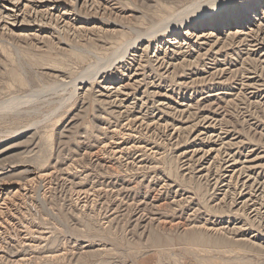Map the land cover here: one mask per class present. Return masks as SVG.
<instances>
[{
	"label": "rangeland",
	"instance_id": "obj_1",
	"mask_svg": "<svg viewBox=\"0 0 264 264\" xmlns=\"http://www.w3.org/2000/svg\"><path fill=\"white\" fill-rule=\"evenodd\" d=\"M188 1L199 5L211 0ZM188 1L108 0L112 13L103 14L118 23L109 27L112 31L106 32L107 27L96 23L99 33V28H91L95 34L86 31L81 36H66L57 27L51 30L44 26L47 36L42 42L12 36L0 23V264H264L263 251L245 245L242 250L217 249L212 243L192 242L184 235L188 229L181 225L217 222V227H228L216 233L222 235L241 225L240 213L249 214L251 209L253 214L258 207L251 202L240 209L238 217L233 215L237 206L231 207L232 198L242 192L246 200L253 192L246 186L250 180L246 185L241 183L245 177L229 178L224 161L235 158L238 167L240 161H250L248 164L257 167L249 171L257 177L251 188L264 183V104L248 95L264 89L259 81L252 80L258 79L253 77L256 74L264 79V71L245 65L247 72L240 63L244 55L236 44L226 45L227 49L215 57L213 50L204 52L209 45L191 46V39L183 40L179 60L186 59L187 67L177 73L183 75L185 84L174 82V74H165L154 61L148 62L155 53L165 61L174 58L167 39L173 41L180 29H158L190 4ZM230 3L228 12L235 23L233 19H238L243 9L233 0H225L224 6ZM68 5L71 7V1ZM207 7L209 4L188 19L193 22L198 16L211 17L216 9L207 13ZM221 17L222 21L229 19L226 13ZM235 29L239 27H230ZM141 34L153 35V40L143 38L152 40L151 49L139 61V66L146 67L145 82L149 83L144 82L140 92L137 86L130 89L136 92L137 100L130 98L120 104L102 90L100 81L108 83L127 72L133 50L138 48L130 44ZM151 82L155 90L143 92ZM250 82L258 86H247ZM150 91L159 95H148ZM206 116L208 119L203 120ZM27 164L46 169L48 175L27 181ZM250 232L257 230L247 228L245 236ZM153 235L160 240L153 243ZM224 236L229 239L233 234Z\"/></svg>",
	"mask_w": 264,
	"mask_h": 264
},
{
	"label": "bare ground",
	"instance_id": "obj_2",
	"mask_svg": "<svg viewBox=\"0 0 264 264\" xmlns=\"http://www.w3.org/2000/svg\"><path fill=\"white\" fill-rule=\"evenodd\" d=\"M68 1H71V7L68 5ZM188 1V0H187ZM202 1V0H201ZM200 1V2H201ZM212 1V2H211ZM207 3V1H204L203 3L197 5L196 1L195 3H191V1L189 2L190 4L184 6L183 9H181L180 11H176L175 15L172 16H168L169 19H167L165 21V23H162L159 26L158 31L163 30V31H167L170 27L172 26H176L177 28H179V32L177 33L176 36H174L173 41L168 40L167 39V44H169L174 51H170L173 52L172 58H170V61H165V59L161 58V55L158 53H155L153 55V57L149 58V63L153 64V61L155 62V67H158L164 71H166L165 74H174V82H184L181 79H185L183 77V75L180 76L177 75L178 70L181 67L186 66V62L184 60V58L182 57V60H179L181 58V52L182 47L184 44L183 40L184 39H191L192 43L191 46H194V44H199V45H209L210 49H206V51L204 52H208L210 50L214 51V55L215 57L221 52L220 50L224 47H226V45H232V44H236L239 48V52H241L244 56L241 60V65H243L242 67H245V65L248 67H251V69L254 70H261L262 72L264 71V0H233L234 3H240L241 7L243 9V11H241L239 13V15H237L238 19H236V17L233 20H236V22L233 24L230 20L231 15L229 14V9L231 6L230 4L225 5V0H222V2L218 3L217 1L220 0H211ZM231 1V0H230ZM132 2V1H131ZM186 2V1H185ZM187 4V2H186ZM207 4H209V7H207L206 9L208 10L207 13L214 11V9H216V11H214V13H212L211 17H207L204 19H199L198 20L194 19L193 22L192 20H189L188 18H194V15H198V13L200 14L201 9H203L205 6H207ZM131 5V4H129ZM234 5V4H233ZM169 6V5H168ZM128 7V6H126ZM220 8V9H217ZM226 8V9H225ZM234 8V7H233ZM110 6L108 3V0H0V23L3 25L4 28H7L10 33L12 34V36H16L19 37V39L22 37L24 38V40L26 38H34V39H43L45 38L47 35L43 34L45 33L47 28H43L44 26H48L51 30L55 29L57 27V29H60L58 32H64V35L67 34H74L76 36L80 34H83L86 31H91L92 33L94 32L91 28H97V24L96 23H100L99 25H102L103 27H107L108 29H105V31H112V28H109L111 26H116L118 25L115 24V20H111L109 18H106L107 16H105V14L103 13H107L111 14L112 11L110 10ZM131 9V8H130ZM177 9V8H176ZM236 9V8H235ZM116 10V9H115ZM132 10V9H131ZM232 10V9H231ZM85 12V14H81V12ZM111 11V13H110ZM117 11V10H116ZM170 12V11H169ZM123 13V12H122ZM203 13V12H202ZM226 13V17L228 20L227 21H222L221 19H223V17H221L223 14ZM102 14V15H101ZM114 14V13H113ZM171 14V13H170ZM117 16V13L115 14ZM129 15V14H128ZM165 15H168L165 14ZM210 15V14H209ZM112 16V15H111ZM130 16V15H129ZM247 16V21H244V18ZM167 17V18H168ZM202 17V16H201ZM117 18V17H116ZM121 18L125 19L124 17L121 16ZM250 18V19H249ZM113 19V18H112ZM120 19V18H119ZM163 19V17H162ZM129 20V19H128ZM246 20V19H245ZM254 20V21H252ZM134 22V21H133ZM131 22V23H133ZM157 22V21H156ZM156 22H154V24H156ZM174 22H176L175 25ZM192 23V24H191ZM211 23L212 25L208 26V24ZM92 24L91 26L88 27V25ZM130 24V23H129ZM153 24V23H152ZM201 27H200V26ZM235 26V27H239V29H235V30H230L231 26ZM121 26V25H120ZM125 26V25H123ZM135 26V25H134ZM154 26V25H152ZM2 27V28H3ZM101 27V26H100ZM138 27V26H137ZM155 27V26H154ZM193 27H196V29ZM207 27V28H206ZM133 28V27H132ZM151 28V27H150ZM149 28V29H150ZM208 29V30H204V29ZM90 29V30H89ZM100 29V28H99ZM124 29V28H122ZM130 29V28H129ZM136 28H133L132 30H135ZM148 29V28H147ZM224 31L222 32L221 31ZM225 29V30H224ZM7 30V31H8ZM104 30V29H103ZM140 30V29H139ZM145 30V29H144ZM26 31V32H25ZM29 31V32H28ZM131 31V30H130ZM128 30V32H130ZM142 31V30H140ZM152 31V30H151ZM157 31V32H158ZM169 31V30H168ZM96 32H101L100 31H96ZM161 32V31H160ZM53 33V32H52ZM87 33V32H86ZM91 33V34H92ZM103 33V32H102ZM139 33V31L137 32ZM48 34V33H47ZM61 34V33H60ZM95 34V33H93ZM97 34V33H96ZM134 35V32L132 33ZM136 34V31H135ZM163 34V33H162ZM165 34V33H164ZM8 35V34H7ZM73 35V36H74ZM138 35V34H137ZM150 35V36H148ZM146 35H140L139 37H137L132 44L130 45H134L136 44L137 50H133L134 54H132L131 59L129 61V65H128V69L127 72L122 74V76L120 77H112V80L108 83H106L103 79L102 81H100V83H103L102 86V90L107 92L108 94H110L109 97H113V100H118L121 103H126L130 98L133 100H137L136 96L134 95L135 93L133 92V87L137 86V90L140 92L139 87H142L145 80L148 78L147 73L146 72V67L144 66V64H140L139 66V61L141 60V57L144 56V54H146L148 51H150L151 49V41L153 40V35L152 34H148ZM51 36V35H50ZM53 36V35H52ZM152 38V40L148 39L145 40L143 38ZM91 38V37H90ZM89 38V39H90ZM133 38V37H132ZM180 38V39H179ZM50 39V38H49ZM81 39V38H80ZM48 40V39H46ZM132 40V39H131ZM181 40V41H180ZM42 42V41H41ZM44 42V41H43ZM220 43L222 44L221 47H219ZM38 44V43H37ZM43 44V43H42ZM127 44V43H126ZM185 44H188L185 43ZM190 44H188L187 46H189ZM135 46V45H134ZM161 46V45H160ZM185 46V45H184ZM234 46V45H233ZM38 47V46H37ZM36 47V48H37ZM190 47V46H189ZM188 47V48H189ZM161 48V47H160ZM159 48V49H160ZM167 49V47H165ZM196 48V47H195ZM200 48V47H198ZM204 48V47H203ZM214 48V49H212ZM229 48V46H228ZM235 48V47H234ZM156 48H154L155 50ZM227 49V48H224ZM162 50V49H161ZM190 50V49H189ZM232 50V49H230ZM137 51H142L141 54H136ZM187 51V50H186ZM195 51V50H194ZM199 51V50H198ZM193 52V51H192ZM201 52V51H199ZM198 52V53H199ZM238 52V53H239ZM140 53V52H139ZM169 53V52H168ZM185 53V52H184ZM188 53V52H187ZM196 54V57L200 54ZM202 53V52H201ZM233 53V52H232ZM164 54V53H162ZM206 54V53H203ZM211 54V53H210ZM213 54V53H212ZM228 54V53H227ZM186 55V54H185ZM202 55V54H201ZM209 55V54H207ZM222 55V54H221ZM163 56V55H162ZM237 56V55H236ZM242 56V55H241ZM122 57V56H121ZM147 57V56H146ZM185 57V56H184ZM187 57V56H186ZM195 57V58H196ZM204 57V56H203ZM202 57V58H203ZM214 57V58H215ZM195 58H193L195 60ZM199 58V57H198ZM122 59V58H121ZM192 59V60H193ZM205 59V58H204ZM209 59V58H208ZM219 59V58H218ZM226 59V58H225ZM171 60H175L174 62H172ZM179 60V61H176ZM188 60V59H187ZM198 60V59H197ZM211 60V59H210ZM233 60V59H232ZM117 61V59H116ZM127 61V60H126ZM213 61V60H212ZM189 62V61H188ZM202 62L203 63V59L202 61H199V63ZM214 62V61H213ZM196 63V62H194ZM113 64V63H112ZM193 64V62H192ZM191 64V65H192ZM213 64V63H211ZM215 64V63H214ZM232 64V63H231ZM239 64V63H238ZM114 65V64H113ZM135 65V66H134ZM195 65V64H194ZM204 65V64H202ZM223 65V64H222ZM240 65V66H241ZM112 66V65H111ZM132 66H134V69H130ZM142 66V67H141ZM196 66V65H195ZM234 66V65H233ZM141 67V68H140ZM149 67V66H147ZM187 67V66H186ZM189 67V65H188ZM192 67V66H191ZM215 67V66H214ZM235 67V66H234ZM113 68V66H112ZM127 68V67H126ZM203 68V67H202ZM209 68V67H208ZM216 68V67H215ZM229 68V66H228ZM110 69V68H109ZM184 69V68H182ZM198 69V68H197ZM225 69H227L225 67ZM246 69V67H245ZM246 69V71H247ZM126 70V69H125ZM204 70V69H203ZM217 70V69H216ZM220 70V69H218ZM224 69H222L221 71L223 72ZM236 70V69H235ZM97 71V70H96ZM110 71V70H109ZM151 71V70H150ZM175 71V72H174ZM193 71V70H192ZM220 71V72H221ZM231 71H233L231 69ZM239 71V70H238ZM237 71V72H238ZM249 71V70H248ZM247 71V72H248ZM258 71V70H257ZM98 72V71H97ZM103 72V71H102ZM107 72V71H106ZM122 72V71H121ZM181 72V71H180ZM179 72V73H180ZM206 72V71H205ZM209 72V71H208ZM212 72V71H211ZM210 72V73H211ZM221 72V73H222ZM235 72V71H234ZM236 72V73H237ZM250 72V71H249ZM255 72V71H254ZM104 73V72H103ZM160 73V72H159ZM235 73V74H236ZM253 73V72H252ZM256 73V72H255ZM261 73V72H260ZM183 74V73H182ZM220 74V73H219ZM234 74V75H235ZM222 75V74H221ZM263 75V74H262ZM167 76V75H164ZM163 76V77H164ZM217 76V75H216ZM252 76V75H251ZM250 76V79L253 77H258V79H252L253 81L257 82L259 81L258 84H260L263 88L264 85V79L261 78V75L256 74L253 77ZM140 77V78H138ZM150 77V76H149ZM201 77V76H200ZM209 77V76H208ZM214 77V75H213ZM104 78V77H103ZM170 78V77H169ZM167 78V79H169ZM172 78V77H171ZM197 78V77H196ZM204 78V76H203ZM249 78V76H248ZM91 79V78H90ZM118 79V80H116ZM164 79V78H163ZM178 79H180V81H178ZM195 79V78H194ZM241 79V78H240ZM156 80V79H155ZM188 80V79H187ZM193 81V78L191 79ZM200 80V79H199ZM204 80V79H203ZM246 80V79H245ZM84 83V80H82ZM94 81V80H93ZM198 81V79H197ZM241 81V80H240ZM98 82V81H96ZM200 82V81H199ZM203 82V81H202ZM216 82V81H214ZM218 82V81H217ZM227 82V81H226ZM91 83H95L91 81ZM99 83V82H98ZM146 83V82H145ZM149 83V80L148 82ZM146 83V84H147ZM183 84V83H182ZM185 84V82H184ZM194 84V83H193ZM203 84V83H202ZM217 84V83H216ZM247 83H244V85H246ZM93 85V84H92ZM192 85V84H191ZM254 85L258 86L256 83H248L247 86L249 87H254ZM91 86V85H90ZM99 86V87H101ZM154 83H150V85H146L143 89V92L145 90H149V89H154ZM243 87V86H242ZM241 87V89H242ZM133 88L131 91L130 89ZM237 88V87H236ZM259 89V87H257ZM261 88V89H262ZM240 89V91H241ZM135 90V89H134ZM260 90V89H259ZM252 91V90H251ZM254 91V90H253ZM257 91V90H255ZM142 92V90H141ZM152 92L154 91H150L148 92L152 94ZM250 92V90H249ZM101 93V92H100ZM146 93V92H145ZM246 93V92H245ZM143 94V93H142ZM141 94V95H142ZM155 95H159L158 91L154 92ZM107 95V94H106ZM248 95H250V98H256L259 100L260 103L264 104V89L258 91V92H250ZM143 96V95H142ZM153 98V97H152ZM141 99V98H140ZM139 99V100H140ZM147 99V97H146ZM254 99L252 100L254 102ZM148 100V99H147ZM152 101V100H150ZM187 101V100H186ZM135 102V101H134ZM145 102H147L145 100ZM143 102V104L145 103ZM163 102V101H162ZM258 102V101H257ZM151 103V102H150ZM155 103V102H154ZM154 103H152L151 105H153ZM252 103V102H251ZM256 103V102H255ZM134 104V103H133ZM147 104V103H146ZM161 104V103H160ZM185 105H187L186 103H184ZM258 104V103H256ZM142 105V104H141ZM159 105V104H158ZM163 105V104H162ZM183 105V104H182ZM128 106V104H127ZM131 106V105H130ZM255 106V105H254ZM120 107V106H119ZM122 107V106H121ZM129 107V106H128ZM141 107V106H140ZM160 107V106H159ZM163 107V106H161ZM165 107V106H164ZM247 107V105H246ZM147 108V107H146ZM153 108V107H152ZM158 108V107H157ZM260 108V107H259ZM154 109V108H153ZM156 109V107H155ZM175 109V108H174ZM140 110V109H139ZM159 110V108L157 109ZM161 110V109H160ZM181 110V109H180ZM179 110V111H180ZM184 111V109H182ZM138 111V110H137ZM155 111V110H154ZM163 111V110H162ZM178 111V113H179ZM144 112V111H143ZM146 112V111H145ZM158 112V111H157ZM165 112V111H164ZM168 112V111H167ZM166 112V113H167ZM182 112V111H181ZM251 112V111H249ZM155 113V112H154ZM176 113V112H175ZM153 114V113H152ZM254 114V113H253ZM142 115V114H141ZM138 118H141L139 116H137ZM143 117V116H142ZM159 117V116H158ZM256 117V116H255ZM160 118V117H159ZM157 118V119H159ZM208 119V116L203 117L202 119ZM137 119V118H135ZM151 119V118H150ZM258 119V118H257ZM230 120V119H229ZM228 120V122H229ZM133 121V120H132ZM143 121V120H142ZM154 121V120H153ZM261 121V120H260ZM129 122V120H128ZM216 122V121H215ZM127 123V122H126ZM132 123V122H131ZM141 123V122H140ZM143 123V122H142ZM149 123V122H148ZM153 123V122H152ZM155 123V122H154ZM203 123V122H202ZM150 124V123H149ZM160 124V123H159ZM210 124V123H207ZM206 124V125H207ZM202 125V124H200ZM205 125V126H206ZM126 126V125H125ZM128 126V125H127ZM203 126V125H202ZM212 126V125H211ZM224 126V125H223ZM148 127V125H147ZM264 127V126H263ZM174 128V126H173ZM176 128V125H175ZM179 125L178 128H176L177 130L179 129ZM194 128V127H193ZM192 127H190V129H193ZM204 128V127H203ZM211 128V127H210ZM130 129V128H129ZM212 129V128H211ZM126 130V129H125ZM180 130V129H179ZM225 130V129H224ZM207 131V130H206ZM227 132V131H226ZM213 134V133H212ZM220 134V133H219ZM216 136V133H215ZM225 136V135H224ZM217 137V136H216ZM222 138V137H221ZM216 140V139H215ZM140 143V142H139ZM217 143V142H216ZM220 143V142H219ZM142 145V144H141ZM140 145V146H141ZM139 146V147H140ZM144 146V145H143ZM221 146V145H220ZM134 147V146H133ZM132 147V148H133ZM136 148L138 146H135ZM138 149V148H137ZM140 149V148H139ZM212 149V148H211ZM210 150V149H209ZM138 151V150H137ZM212 151V150H211ZM249 155H246V158ZM245 157V156H244ZM230 158V157H229ZM250 159V158H249ZM248 159V160H249ZM225 160V159H224ZM251 160V159H250ZM225 162V167H226V171L228 172V176L229 178H233V176L235 177V179H240L245 177V179L241 182L243 183V185H246V182H249L250 180V185H246L249 186V192H253V193H249L248 197L246 198V200H243L242 197L246 195V193H240L237 195L236 198H232L233 201L232 202V206H237V210H234L233 215H236L238 217V212L240 213V209L242 207H249V205H251V202H253L252 204L255 206L257 205L258 207H255V209H253V214L250 213V211H252L251 209L249 210V214H244L240 213V219L239 222L241 223L240 226H234L232 228L227 229V231L225 233H232L233 234V238L236 236H241L239 238H236L234 240H236V242L233 241H229L230 238H232L230 236L229 239L228 236H224V232L221 235H217L219 234V232L225 231V228H228L227 226H219L217 227L216 223H208V222H204L203 224H199L197 221H189L187 223L181 224L183 228H185V230L188 229V233L184 234L187 235L185 236L186 238L192 240V242L194 241H198L197 243L200 244V242L208 243V246L210 243H212L213 246L217 247H231L234 248V250L236 249H240L242 250V247L245 245L246 247H248L249 249H255L258 250L259 252L263 251L264 252V238L260 236H264V183L262 184L260 181V185L254 187V189L251 188V185L253 182L256 183L257 177L252 175L249 171L250 168L255 167V165H251L248 164L250 161H240L241 166L238 167L237 165L239 164V160L232 158V160H228V161H224ZM238 162V164L236 163ZM28 168L25 170V177L27 181L30 180H34V179H42L43 177H45L46 175H48V172L46 171V169L39 167V166H32L30 164H27ZM224 166V165H223ZM257 168V167H255ZM254 168V169H255ZM222 169V168H221ZM224 169V168H223ZM253 169V168H252ZM259 170V169H258ZM263 170V169H262ZM21 171V170H20ZM24 171V170H23ZM50 171V170H49ZM264 171V170H263ZM51 172V171H50ZM23 173V172H22ZM21 173V174H22ZM254 173V172H253ZM258 173V172H257ZM20 174V175H21ZM245 174V175H243ZM19 175V176H20ZM50 175V174H49ZM223 175V174H222ZM243 175V176H242ZM256 175V174H255ZM258 175V174H257ZM21 177H23L21 175ZM20 178V177H19ZM219 178V177H218ZM234 179V178H233ZM231 180V179H230ZM238 182V181H236ZM264 182V180L262 181ZM30 183V182H29ZM32 183V182H31ZM224 184V183H223ZM217 185V184H216ZM221 185V184H220ZM235 185V184H234ZM242 185V184H241ZM236 186V185H235ZM240 188V187H239ZM243 188V186H242ZM221 189V188H220ZM212 190V189H211ZM222 190V189H221ZM236 190V189H235ZM239 190V189H238ZM241 190V188H240ZM214 191V189H213ZM248 190H246L245 192H247ZM3 193V189L0 188V194ZM211 194V193H210ZM218 194V193H217ZM5 195V194H4ZM214 196V195H213ZM6 197V196H5ZM84 197V195H83ZM224 197V196H223ZM227 197V196H226ZM225 198V197H224ZM254 198H256V201H252ZM231 199V198H230ZM231 199V200H232ZM245 199V198H244ZM211 200V199H210ZM219 201V200H218ZM217 201V204H218ZM222 201V200H221ZM225 201V200H224ZM223 202V201H222ZM230 202V201H229ZM250 202V203H249ZM1 203V201H0ZM2 204V203H1ZM225 205V204H224ZM217 206V205H216ZM226 206V205H225ZM221 207V206H220ZM251 207V206H250ZM253 207V206H252ZM210 209V208H209ZM208 210V209H207ZM212 210V209H211ZM210 210V211H211ZM219 210V209H218ZM217 210V211H218ZM225 210V209H224ZM243 210V209H241ZM245 210V209H244ZM1 211V210H0ZM220 211V210H219ZM218 211V212H219ZM233 211V210H232ZM226 212V211H224ZM231 212V211H230ZM244 212V211H243ZM210 213V212H209ZM212 213V212H211ZM207 214V213H206ZM229 212L226 214L228 215ZM232 215V216H233ZM207 216V215H206ZM224 216V215H223ZM255 216V217H254ZM195 217V216H194ZM254 217V218H253ZM201 218V217H199ZM236 218V217H235ZM114 219V218H113ZM112 219V220H113ZM192 219V217H191ZM198 220V219H197ZM233 220V219H232ZM110 221V220H109ZM214 221V220H212ZM231 221V220H230ZM108 222V221H107ZM112 222V221H111ZM228 223V222H227ZM238 223V222H237ZM233 224V223H232ZM235 224V223H234ZM246 225H249L248 227H245ZM143 225V224H142ZM180 225V226H181ZM205 225V226H204ZM226 225V224H225ZM230 225V224H229ZM233 226V225H232ZM178 227V226H177ZM205 227V228H203ZM247 228H252L253 230H257V233H252L250 232V235L245 236V230H247ZM255 228V229H254ZM201 229H205V231H202ZM191 230V231H189ZM229 230V232H228ZM209 232V233H208ZM211 232V233H210ZM247 232V231H246ZM212 233H217L216 235L212 234ZM212 234V235H211ZM249 234V233H248ZM158 236V235H157ZM156 235L151 236V240L154 243L155 241L157 242L158 239ZM178 236V235H177ZM180 237V235H179ZM184 237V236H183ZM185 237L183 239H185ZM168 238V237H167ZM166 238V239H167ZM182 238V237H181ZM91 239V238H89ZM102 239V238H101ZM187 239V241H189ZM257 239H261V242H257ZM105 241V240H104ZM260 241V240H259ZM107 242V241H106ZM105 242V243H106ZM155 242V243H156ZM159 242V241H158ZM161 242V241H160ZM90 243V242H89ZM190 244V243H189ZM39 245V244H38ZM160 245V244H159ZM211 245V244H210ZM213 246L211 247L213 249ZM223 247V248H224ZM35 248V247H34ZM41 248V247H40ZM209 248V247H208ZM215 248V249H216ZM245 248V247H243ZM247 248V249H248ZM33 249V246H32ZM36 249V248H35ZM58 249V248H55ZM103 249V246L101 247V250ZM201 249V248H200ZM219 249V248H217ZM34 250V249H33ZM44 250V249H43ZM164 250V249H163ZM209 250V249H208ZM207 250V253H208ZM214 250V249H213ZM223 250V249H222ZM221 250V252H222ZM230 250V249H229ZM228 250V251H229ZM42 251V250H41ZM45 251V250H44ZM51 251V250H49ZM56 251V250H55ZM95 251H98L97 249H95ZM224 251V250H223ZM226 249V252H228ZM233 251V249H232ZM36 252V251H35ZM38 252V251H37ZM46 252V251H45ZM58 252V251H57ZM89 252V250H88ZM93 252V251H92ZM242 252V251H241ZM31 253V252H30ZM51 253V252H50ZM90 253V252H89ZM98 253V252H97ZM104 254H106L107 252H103ZM229 253V252H228ZM35 254V253H34ZM42 254V252H41ZM56 254V253H55ZM244 254V253H243ZM247 254V253H246ZM258 254V253H257ZM264 254V253H263ZM60 255V253H59ZM81 255V254H80ZM84 255V254H83ZM210 255V254H209ZM237 255V254H236ZM251 255V254H249ZM58 256V254H57ZM82 256V255H81ZM166 256V255H165ZM253 256V255H252ZM32 257V256H31ZM41 257V256H40ZM87 257V256H86ZM92 257V255H91ZM95 257V256H94ZM168 257V256H167ZM246 257V256H245ZM258 257V256H257ZM39 258V257H38ZM63 258V257H62ZM84 259V257H81ZM256 258V257H255ZM260 258V257H259ZM27 259V258H26ZM25 259V260H26ZM58 259V258H57ZM103 259V258H102ZM242 259H244L242 257ZM54 260V259H53ZM164 260V259H163ZM12 262V261H11ZM97 262V261H96ZM21 263V262H20ZM164 263V262H163ZM162 263V264H163ZM248 263V262H246Z\"/></svg>",
	"mask_w": 264,
	"mask_h": 264
}]
</instances>
